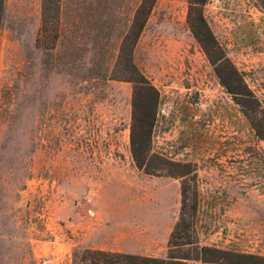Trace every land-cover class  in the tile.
Listing matches in <instances>:
<instances>
[{
    "label": "rangeland",
    "instance_id": "rangeland-1",
    "mask_svg": "<svg viewBox=\"0 0 264 264\" xmlns=\"http://www.w3.org/2000/svg\"><path fill=\"white\" fill-rule=\"evenodd\" d=\"M138 1L60 0L57 38L38 45L40 0H4L0 264H74L83 248L164 257L181 181L198 245L264 256L262 1L202 6L222 54L213 64L187 0H154L132 52L156 91L152 173L130 151L132 84L107 76Z\"/></svg>",
    "mask_w": 264,
    "mask_h": 264
},
{
    "label": "trees",
    "instance_id": "trees-1",
    "mask_svg": "<svg viewBox=\"0 0 264 264\" xmlns=\"http://www.w3.org/2000/svg\"><path fill=\"white\" fill-rule=\"evenodd\" d=\"M264 7V0H261ZM207 0H187L186 23L194 39L212 55L215 64L220 56L202 14V6ZM154 0H139L128 20L118 47L116 60L108 78L126 81L132 84L131 115H130V151L137 164L145 173H152L154 168L144 163L150 151V136L153 127V115L148 113V104L156 102V91L148 83L140 70L132 61V52L137 38L144 27L147 16ZM4 0H0V26L2 20ZM60 14V0H40V26L36 42L41 45L46 32L53 31L57 38ZM217 49V50H216ZM217 53V55H215ZM219 53V55H218ZM219 62L216 66H222ZM225 66V64L223 65ZM137 102L142 105L137 106ZM146 104H143L145 103ZM258 135L263 132L258 130ZM262 134V135H261ZM179 166V165H178ZM188 187L181 181L180 184V211L167 240V251L164 257L144 256L132 253L111 252L101 249L83 248L72 250L74 264H183L187 259L200 258L202 261L223 260L225 264H264V256L255 253H243L234 250H224L213 246L198 245L191 234V227L184 216L185 199ZM195 208L194 205L192 207ZM183 246L190 248L194 255L188 252L179 253ZM211 256L206 257V256ZM222 262V263H223Z\"/></svg>",
    "mask_w": 264,
    "mask_h": 264
},
{
    "label": "crops",
    "instance_id": "crops-1",
    "mask_svg": "<svg viewBox=\"0 0 264 264\" xmlns=\"http://www.w3.org/2000/svg\"><path fill=\"white\" fill-rule=\"evenodd\" d=\"M91 211V209H89ZM142 253V252H141Z\"/></svg>",
    "mask_w": 264,
    "mask_h": 264
}]
</instances>
